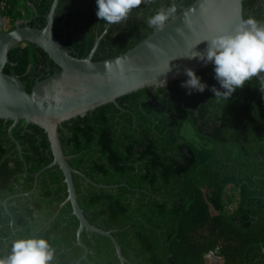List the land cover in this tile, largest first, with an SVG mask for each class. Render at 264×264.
<instances>
[{"label": "trees", "instance_id": "16d2710c", "mask_svg": "<svg viewBox=\"0 0 264 264\" xmlns=\"http://www.w3.org/2000/svg\"><path fill=\"white\" fill-rule=\"evenodd\" d=\"M193 1L175 0L178 12ZM52 2L0 0L3 30L17 21L43 27ZM171 2L142 3L125 21L111 24L93 59L115 57L142 41L155 29L147 26L148 17ZM96 12V0H59L54 35L72 55L86 57L107 27ZM243 13L264 19V0H243ZM214 67L197 72L208 86L202 93L189 95L181 87L186 77L154 95L147 87L121 96L122 108L107 103L59 126L72 167L100 184L123 183L97 187L74 174L85 216L113 230L126 264H205V252L217 246L223 264H264V88L253 78L228 99L215 98L211 88L220 84ZM58 70L30 42L11 50L4 68L29 92L37 79ZM12 123L0 118V256L13 240L36 235L56 249L54 264H76L84 248L77 243L79 220L71 203L59 207L68 195L61 168L44 170L33 192L16 196L30 191L35 173L53 160L48 135L21 119L13 128L20 151L8 134ZM186 124L200 145L186 138ZM81 236L89 252L79 264H121L110 238L86 230Z\"/></svg>", "mask_w": 264, "mask_h": 264}, {"label": "water", "instance_id": "95a60500", "mask_svg": "<svg viewBox=\"0 0 264 264\" xmlns=\"http://www.w3.org/2000/svg\"><path fill=\"white\" fill-rule=\"evenodd\" d=\"M58 3L59 0H53L43 27L21 25L18 22L11 30L4 31L5 18L0 13V118L13 120L8 134L20 151L21 145L13 135V128L24 119L27 124L32 123L45 130L53 153V160L35 173L33 188L16 196L33 192L39 175L58 165L64 173L68 190L66 199L59 207L70 202L72 213L79 220L77 243L84 248V253L76 264L86 259L89 252L81 236L84 230L89 236L94 232L110 238L121 264H126L127 259L113 230L98 228L85 216L78 201L74 174H79L97 187H116L123 183L100 184L72 167L69 163L70 156L64 152L59 126L66 120L85 116L89 111L107 103H114L122 108L117 102L119 97L143 88L153 87L154 95L158 87L186 78V67L197 73L210 65L212 62L205 64L199 58L191 59L187 56L206 51L209 43L206 40L232 31L245 19L243 0H195L190 5L183 6L163 30L154 29L129 50L104 60H94L93 57L111 24L101 34H97L86 57H76L54 35V17ZM256 21L264 24V19ZM22 42L41 47L59 67L53 74L37 79L30 92L18 76L4 71L9 63L11 50ZM260 78H264V73L258 78L264 88V80ZM4 204L7 205V200Z\"/></svg>", "mask_w": 264, "mask_h": 264}, {"label": "clouds", "instance_id": "9594fccd", "mask_svg": "<svg viewBox=\"0 0 264 264\" xmlns=\"http://www.w3.org/2000/svg\"><path fill=\"white\" fill-rule=\"evenodd\" d=\"M96 3L97 17L107 24H116L125 21L133 9L142 3H152V0H96ZM177 12L178 5L172 0L167 7L159 8L148 17L146 24L149 28L163 30ZM206 41L209 42L206 51L194 52L187 57L199 58L205 64L214 63L215 79L220 84L219 89L215 85L211 88L215 98L228 99L237 88L264 73V24L254 18L242 19L232 31ZM184 72L188 78L182 81L181 87L188 89L189 95L193 91H205L208 86L194 69L186 67ZM55 258L56 249L49 238L31 235L13 240L9 253L0 256V264H54Z\"/></svg>", "mask_w": 264, "mask_h": 264}, {"label": "rangeland", "instance_id": "374dc122", "mask_svg": "<svg viewBox=\"0 0 264 264\" xmlns=\"http://www.w3.org/2000/svg\"><path fill=\"white\" fill-rule=\"evenodd\" d=\"M20 21H17V23ZM16 23V24H17ZM184 134L186 136L187 139L191 140L194 144L196 145H200L199 141L200 138L198 137L195 129L191 126L186 124L184 127ZM230 194V191H227V195ZM233 207V204L229 205V208ZM212 251L214 252V254L216 255V257L212 256L211 254L209 255L208 252ZM205 257V264H223L225 257L222 255V253L220 252V246H217L215 248H211L208 251L205 252L204 254Z\"/></svg>", "mask_w": 264, "mask_h": 264}, {"label": "built area", "instance_id": "2783aa9c", "mask_svg": "<svg viewBox=\"0 0 264 264\" xmlns=\"http://www.w3.org/2000/svg\"><path fill=\"white\" fill-rule=\"evenodd\" d=\"M208 254H209V255L211 254L212 256L216 257V255H215L214 252H212V251H209Z\"/></svg>", "mask_w": 264, "mask_h": 264}]
</instances>
